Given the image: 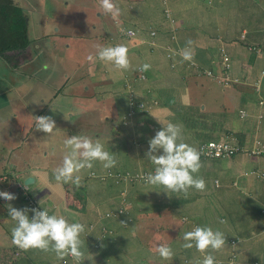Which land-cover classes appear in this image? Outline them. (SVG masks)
<instances>
[{
	"label": "crops",
	"instance_id": "obj_1",
	"mask_svg": "<svg viewBox=\"0 0 264 264\" xmlns=\"http://www.w3.org/2000/svg\"><path fill=\"white\" fill-rule=\"evenodd\" d=\"M14 1L24 10L31 42L29 47L21 54L19 69L13 71L5 68V71L0 75V150L4 151L3 155L8 165L4 168L8 170L7 174H0L5 175L7 178L0 177V179L7 182L9 173L13 174V177L18 178V180L32 175L36 178V183L30 187V190L40 196L41 201L52 210V214L63 215L69 222H82L86 227L101 223L99 218L102 216L103 211L116 208V206L109 209L101 208L104 201L111 200L110 183H105V190L102 193L105 198L102 197L98 205L92 204L89 209L84 207V202L81 201L83 196L76 193V189L86 188L88 191L98 189L101 182L90 177L91 171L98 170L97 161L93 162L94 166L89 169L85 182L83 185L81 183L82 186H76L72 183H58L55 180L54 171L61 166L63 156L68 151L63 144L65 139L62 137L68 138L77 134L84 136L87 130L93 129L94 123L90 120V117L96 114L104 115L103 120L112 126L116 133L120 132L118 131L117 120H119L120 114L125 109L119 95L129 93L131 96L133 94L134 76L132 72L140 64L139 57L143 53L152 54L160 51L163 55L161 64L154 70L158 74L152 76L155 79L165 77V82L158 89H161L167 83L179 80L177 74L170 71L169 61L164 57L163 48L169 30L167 26L173 27V24L164 20L163 4L151 13L157 15L155 28L152 27L150 18L146 13L147 7H137L136 11L130 14L124 10V17L121 18L122 25L126 28L138 29L140 36L144 39L150 37V34L145 32V27L153 28L154 31L152 32H156V35L160 37L159 50L157 51L158 48L151 50L147 44H142L140 40L131 39L128 41L130 42L128 44H131L132 47L129 54L130 67L128 69L118 70L110 63H99L96 61L98 60L97 52L94 63L87 68L90 69V72L81 73L79 68L82 63L78 60L77 51L72 50V44L69 43L73 39L77 42L80 40V32L77 30L79 24L76 20L66 21L64 14L65 8H69L71 3L74 6H79V2L77 0H65L64 6L60 4L50 12L47 11L45 5L47 0ZM248 1L255 2L257 0ZM207 2L210 3L208 0ZM207 2L205 0H170L174 18H176L175 15H179L183 19V23L187 25L186 30L189 39L195 44L198 42L194 49L197 60L209 69H218V63H220L218 48L220 45L217 46L218 43L215 42L213 33L217 31L218 36L221 35L223 38L233 37L228 40L226 45L231 54L235 56L234 72L239 73L249 81L248 85L235 88V92L232 90L230 92L228 89L224 90L236 94H242L241 91L246 93L247 98L243 101V107L245 108L241 109H247L252 113L251 118L236 120L233 116L228 117L226 114L221 116V112L218 110L210 109L214 113L217 112V115L223 120V122L220 120L218 124L219 136L221 127L225 134L228 131H243L247 138L252 139L257 134V127H260L263 130L260 135L264 137V121L259 123L257 118L258 113L264 111V106H259L258 98H256L252 88L253 82L261 78L263 69L257 68V61L262 53L251 55L252 53L248 51L247 45L243 44L240 35L246 34L248 41L256 46H261V48L264 47V42L250 40V32L245 27H239L237 21L229 14L241 11L245 13L243 14L245 19L252 20L257 16V12L246 13V6L243 3L246 0H214L211 5ZM232 2L240 3L241 6L234 10L235 7H230ZM258 5H261V3ZM129 16L133 19L131 23L128 22ZM141 18L143 20H140ZM178 20L179 18H177ZM215 25L221 28L215 27ZM202 34L209 35V37L206 35L200 37ZM252 34H257V32L254 31ZM81 36L85 37L86 34L83 33ZM110 37L111 39L116 38L117 32L112 33L110 29H107L104 38L109 41L107 44H101L100 46H113ZM62 43L64 47H62ZM262 55H264V49ZM72 64L74 65L72 66ZM150 70H147L148 77H150ZM201 88L209 91V86L206 84L202 83ZM175 89L181 90L179 87H171L163 91L162 94L160 93V96H171L172 91ZM183 103L188 108L194 106L193 103L186 100ZM226 105L227 103H224L223 106ZM38 115H48L55 120L57 127L52 133L46 134L35 129V116ZM193 121L197 122L198 120L193 119ZM122 132L126 134L128 131H124L122 128ZM62 133H66V135L61 136ZM193 140L196 141L193 142L195 145L200 143L196 139ZM125 141L129 144L127 146L125 142L122 148L125 147L133 156L132 143L128 139ZM54 161H57L56 166L51 164ZM242 161L243 168L246 166L245 163L252 165L255 162H257V167L264 168V160H260V157L259 160ZM71 186H73V189ZM256 190L258 195L260 190L258 184ZM116 195L118 197V192ZM23 198L22 192L21 199ZM2 204L0 203L1 224L12 227L11 225L15 222L10 219L9 213H7V205L11 203L6 204L4 202ZM11 205L17 209H22L20 204L13 203ZM108 205H112L110 201ZM117 226L119 225L117 224ZM98 227L100 225L91 232L93 238L92 234L91 237H85V233L89 229L85 230L80 237L84 241L81 249L84 253V259L87 264H112L115 261L113 252L117 245L116 237L107 241L109 243L107 257L99 256L98 253H101V251L95 249L94 251L90 247L96 241V238L100 236L101 230L98 233ZM165 232L167 234L170 232L169 237L174 234V231L171 230H165ZM89 241L92 243L89 244ZM177 241L180 243L179 248L183 250L181 245L184 242ZM4 242L5 235H0V264H63L62 260L58 259L53 251L44 252L37 248L25 250L20 247H17L14 251L8 249ZM35 252L41 253L42 256L36 258ZM218 255L226 258L229 252L219 253ZM144 258L146 261H142V263L152 260L148 253L142 260ZM257 262L264 264L263 229L257 231ZM115 263L124 264L120 260Z\"/></svg>",
	"mask_w": 264,
	"mask_h": 264
},
{
	"label": "rangeland",
	"instance_id": "obj_2",
	"mask_svg": "<svg viewBox=\"0 0 264 264\" xmlns=\"http://www.w3.org/2000/svg\"><path fill=\"white\" fill-rule=\"evenodd\" d=\"M79 2V6H74L73 3H71L69 8H65L64 14L66 17V21H72L76 20L78 21L79 28L77 29L80 35L79 41L77 42L75 39L71 40L69 43L72 44V50L77 51V57L80 63L82 65L80 66L79 70L81 73H89L90 69H87L91 64L94 63L98 49L101 48V44L105 45L108 43V41L104 38V34L107 31V29H110L111 32H118V25L114 23L116 19H118V23L122 25V20L120 21L121 18L124 17V10L129 14L133 13L136 11L137 7H147V8H152L153 6L148 0H113L115 5L119 9V14L118 16L114 19L113 16L107 12L104 11V9L100 5V0H77ZM258 1V2H257ZM255 2H251L246 0L245 6H246V13H251V12H257V16L252 19L248 20L244 18L245 13H242L241 11H238L237 13H229L236 21L239 27H245L249 32H250V40H261L264 42V0H257ZM142 2V3H141ZM242 2V1H238ZM64 3H66L65 0H47L45 5L47 7V11H53L56 9L60 4L64 6ZM261 3V5L258 4ZM241 6L240 3H235L232 2L230 3V7H235L234 10H237ZM231 10V9H230ZM231 10V11H234ZM176 19L173 22V29L175 30L176 37L178 34L179 41L182 42V46L186 47V41L189 40L188 32H187V25L183 23V19L179 15H175ZM177 18L179 20L177 21ZM141 20V19H140ZM133 19L129 16L128 17V22L131 23ZM170 23V21H168ZM170 27V26H169ZM257 32V34H252ZM85 33L86 36L82 37L81 34ZM217 31L213 33V38L216 43L217 41ZM206 34L200 35L203 36ZM209 37V35H206ZM233 38V37H232ZM246 38V36H245ZM248 39V37H247ZM244 45H248V41L243 40L242 41ZM248 42V43H246ZM198 42L192 45V49L196 48V45ZM62 47H64V44H61ZM141 45V44H140ZM141 47V46H139ZM264 49V47H262ZM159 48L157 49V51ZM261 53V51H260ZM194 54V50H193ZM91 55L93 59L90 61L88 60V56ZM162 54L160 51L155 52V53H143L139 57V62L143 64L147 63L150 64V77H147V79L138 82L134 78V84L135 85H142V88L140 89H135L134 88V93L131 95L132 97L135 96L140 98L141 102L138 104V106L130 107L129 104V114L126 118H123L122 116L119 117V120H117V125H118V131L116 133V130L110 126L106 121L103 120L102 114H96L92 115L90 117V120L94 123L93 129L87 130L84 133V136H89L92 139H97L99 138L102 143H104L105 149L111 152L116 160V168L126 171V170H135L136 168L147 170L149 172H152L153 168L155 167L150 160L147 159L146 157V152L149 147L148 140H150L151 136L148 134L149 131H151V128L156 125V120L152 117L150 114V108L152 107V104L150 102H154L155 104H159V101H157L155 98V95H159L160 93L162 94L163 91H165L168 88L171 87H179L187 90L186 92H191L195 91L191 95L192 103L201 105L205 107V110H210V109H216L219 112H226L227 110V115L228 116H233L237 119H240L239 116V110L241 107L244 106L243 101L245 98H247V95L245 92L241 91L242 94H236V93H230V92H235L234 89H230V92L225 91L223 88H221L217 83L214 81L208 79L205 76L202 77H195L197 79V84H193V81H190L188 84L185 83V81H181V78L178 81L175 82H170L165 84L164 87L161 89H158L164 82H165V77H160L159 79H155L154 76L155 74H158L154 70L159 67L161 64L162 60ZM227 56L230 58L229 53H227ZM195 59H198L194 55ZM168 60V59H167ZM20 61V60H19ZM18 61V62H19ZM99 63L103 62L100 61L99 59L96 60ZM3 62H0V66L2 67ZM262 64H264V55L260 54L258 57L257 65H260V69H262ZM74 64H72L73 66ZM133 65V63H132ZM103 67V66H102ZM104 68V67H103ZM2 72L4 71L3 68ZM139 69V68H138ZM135 72V69H134ZM261 75V83L257 85L252 84V88L255 91V88L257 89V92H255L256 98H258V101L264 102V70H262ZM133 75V72H132ZM144 78V76H142ZM194 78V79H195ZM172 80V78H170ZM198 81H201V85L206 84L209 86V91L202 89L201 86L198 84ZM125 83V82H124ZM249 83L244 84L248 85ZM237 88L238 86L241 87L243 86L242 83H236ZM243 86V87H244ZM232 90V91H231ZM121 98V101L125 105H127V102L129 103L130 101V94L129 93H121L119 95ZM145 102V103H144ZM207 102H212V103H207ZM224 103H227L226 106H223ZM213 104H215V107L213 108ZM131 108V109H130ZM132 108L135 109V113L133 112ZM227 108V109H226ZM260 115L264 116V111L259 113L257 115V118L260 119ZM145 120V121H144ZM165 124L168 122L166 118L162 119ZM179 121V120H178ZM158 123L160 126H163L159 120ZM123 124H126L123 126ZM124 131L131 130V133L134 131L135 137L137 138L131 139L132 147L133 150V156L130 154V151L122 148L125 145V140L127 139L126 137L128 136V133L123 134L122 128ZM188 128V127H187ZM142 132V133H141ZM260 128L257 127V140L259 137H262L260 135ZM141 133V135H140ZM221 133V132H220ZM66 135V133H62L61 136ZM117 136V137H116ZM150 136V137H149ZM63 139H66V137H62ZM137 139V141H136ZM139 140V142H138ZM137 142V144L135 143ZM128 146V142H126ZM126 146V147H127ZM148 146V147H147ZM194 147H197V145L193 144ZM4 151L0 150V157L4 156L3 155ZM162 154V153H161ZM146 157V158H145ZM144 158V159H143ZM57 160V159H55ZM235 164H238V162H234ZM53 166H56L57 161L51 162ZM97 168L98 170L96 171L97 177L93 178L95 180L100 181L101 183L99 184L98 189H94V191H88L86 188L83 189H76V193L86 197V200H83L84 202V207L86 209H89V207L92 204L98 205V203L101 201L102 197L105 198V196L102 195L103 191L105 190V182L103 181V176H102V169L103 166L101 162L97 161ZM242 164V163H241ZM94 166V164H93ZM5 167H8L7 162L2 160V163H0V174H7L8 172L7 169H4ZM242 169H244L241 166ZM202 171V172H200ZM200 171L194 175L198 177H202L205 182L206 186L203 191L196 190L195 188L189 189L187 195L185 196L184 193H173L169 192L165 196L161 197V194L166 193V189L163 186H152L149 188L147 187V198H146V205H149L151 208H147L146 212V217L148 220H145V222H142V226L144 227L147 223L148 228L151 227V229L147 230L144 229L143 231L137 232V234L140 236V234H145L146 239H150L151 243L155 245L156 247L160 243H167V245L171 246L173 249V252L175 253V256L178 257L180 256L181 258L183 257V250L182 248H179L180 243L177 241L175 242L171 238H168L167 241L171 242H166V235H165V227L167 224L171 221L173 215L174 221L179 223L182 226V229L184 232H187L189 229V224L190 223H195L199 226H213V222L215 220H212V216H216L217 218V224H218V230L222 231L224 233V228L222 224L219 222V215L223 212H228L226 210L228 202L227 198H225L222 195L215 196V193H217V187L215 185V180H216V175L219 174V165L215 162V164L211 167H207L206 165L202 164V167ZM240 171V169H239ZM89 172L88 168H85L79 173L81 176V183L85 182L87 178V173ZM209 173L211 175L204 174ZM244 178V177H243ZM114 179V178H113ZM4 180L0 179V191H6L8 188V192L14 194V195H21L22 193V188H17L12 186L13 183H6L3 182ZM104 182V183H103ZM24 183V180H23ZM36 182L29 184L28 187H32ZM107 183V182H106ZM244 183L246 184L244 186V191L249 194L250 191H256L257 186H254V179L250 176H245L244 178ZM17 184V183H16ZM81 185V186H82ZM25 186V185H24ZM73 189V186H71ZM128 189H126L124 186H120V183H110V197L111 200L104 201L101 205V208L103 209H109L113 206H117L118 204V197L120 195H123L126 193ZM117 192H118V197H117ZM141 192V191H140ZM161 193V194H160ZM156 196L161 197V200L159 202L156 201ZM254 199L257 200V196L252 194L251 195ZM15 200H18L16 198ZM112 204L111 206L108 205V202ZM20 205L22 209L27 208L26 205L23 202H20ZM160 207V208H157ZM114 209H109L106 211H103L102 217H110L113 218L112 212ZM78 212V211H76ZM171 212V213H170ZM28 215L30 217V211L28 212ZM228 216V215H227ZM212 217V218H211ZM80 219V218H79ZM261 218H257V222H261ZM82 223V222H81ZM234 223V218L231 219L230 224L233 226ZM83 224V223H82ZM257 226V223H256ZM259 229H263L259 228ZM11 231V228L9 229ZM85 230H88V227L85 226ZM242 231L237 230L235 237H237L239 240L243 239L242 236ZM5 234V242L4 244H8V238L10 232L4 233V229L2 226H0V235ZM91 231L88 230L87 233H85V237H91ZM103 234H108L107 231L103 232ZM183 234V232H182ZM182 234L179 232L177 235V238L182 237ZM82 235V234H81ZM92 234V238H93ZM131 239V238H130ZM248 239V238H247ZM245 239V240H247ZM92 242L89 241V244ZM135 244L137 243H129L127 242L126 234H123V237L119 239L117 243V247L115 248L113 252V257L114 260L112 264L118 261V259H123L124 256L127 254V249H134ZM138 245V244H137ZM8 249L16 251L17 247L15 244L11 248L8 245H6ZM144 247L141 246L140 249H143ZM109 246H106L104 248V251H108ZM133 251V250H132ZM141 252V251H140ZM218 253H224V252H229L228 248L224 245V247L218 251ZM36 258H39L42 256L41 253L35 252L34 253ZM150 258L155 261H161L162 263H165L169 260H164L162 259L158 253L156 254H151ZM232 259V256H230ZM72 260H74L72 258ZM108 260V259H107ZM117 264V263H115ZM145 264V263H142Z\"/></svg>",
	"mask_w": 264,
	"mask_h": 264
},
{
	"label": "clouds",
	"instance_id": "obj_3",
	"mask_svg": "<svg viewBox=\"0 0 264 264\" xmlns=\"http://www.w3.org/2000/svg\"><path fill=\"white\" fill-rule=\"evenodd\" d=\"M207 2V0H205ZM209 5L213 4L214 0H208ZM100 5L104 9L105 12L111 14L115 19L119 14V9L113 2V0H100ZM165 20L170 21L173 24L174 15L172 10L168 7L165 10ZM118 19L114 21L115 24L118 25L117 37L111 39L113 46H105L98 49V59L103 62H107L112 64L118 70H125L130 67V60L128 55L131 52V44L129 45L128 40H140L142 44H147L151 50L157 49L160 46L159 35H156V32H152L148 39H144L140 36L138 29H130L118 23ZM121 21V19H120ZM172 30L171 38L175 40V34L173 27L170 26L168 28ZM134 31L135 33L132 35H128V31ZM168 30V31H169ZM154 33V34H153ZM242 41L247 39L245 38L246 34L240 35ZM109 41V40H108ZM218 41V54L220 55V63L226 67H231L233 64L229 58V60H225V53H229L227 49V45L223 42V37L217 34ZM194 42L189 39L186 41V47H178L174 48L170 42L164 43V53L167 51V59L170 63V58L179 53L184 61H190V65L192 67L201 69L207 75L208 79L216 78L219 82V86L223 89H235L237 88L236 83H242L243 85L249 83L245 78L236 80L235 77H221L217 68L209 69L203 66L197 59L194 58L192 45ZM229 56H231L229 54ZM88 60H92L93 57L91 55L88 56ZM150 64H143L139 69L140 71H147L150 68ZM235 70V68H234ZM233 70V71H234ZM217 74V76H216ZM261 75H263L261 73ZM147 77L144 76V79ZM228 78L231 82H228ZM261 83V78H258L253 85H257ZM257 92L255 88L254 93ZM257 94H259L257 92ZM157 96H160L157 95ZM155 95L156 98L157 97ZM264 101V99H263ZM259 102V101H258ZM259 106H264V102H259ZM245 108V107H241ZM240 108V109H241ZM227 109V108H226ZM54 111V110H53ZM221 112V111H220ZM227 115L226 112H221L220 115ZM259 114V113H258ZM228 116V115H227ZM239 116L241 119H249L253 116L247 109L239 110ZM229 117V116H228ZM219 122L221 118H219ZM159 120V119H158ZM259 123L264 121V116L260 115V119H258ZM159 122L163 125L160 126L162 130H158L153 138L149 140V150L146 152V157L151 163L155 166L154 171L149 172L144 170L140 173V179L143 183L152 186H163L166 189V193L162 196H165L169 192L173 193H184L187 195L189 189L195 188L196 190L203 191L206 186V182L202 177H198L194 174L198 173L202 167L201 163V148L204 145H207L211 142L215 143H223L221 138L219 141H208L205 143H199L197 147L190 145L185 142L184 136V128L180 123H164L159 120ZM55 120L48 115H38L35 116V129L37 131H41L46 134H50L56 128ZM263 131L262 129H260ZM227 139H233L230 133H226ZM262 136V135H261ZM264 139V137H259ZM255 143V148L257 147V134L251 139ZM63 144L68 151L65 152L62 160L61 166L57 167L54 171L55 180L58 183H72L76 186L81 185V176L79 173L85 168L91 169L93 167V162L99 161L101 162L104 169H110L116 166L117 160L115 156L105 149L104 143L97 138L92 139L89 136L83 135H72L66 138L63 141ZM162 150V154H161ZM257 150V149H256ZM250 151L247 154V158L249 159H257L259 160V155L257 151ZM207 156V155H206ZM225 157L226 155L219 156H208L210 159ZM243 162V161H241ZM257 162L253 163L251 169H255L256 172H251V174H245L246 176H250L254 179V186L259 184V180L261 177H264V168L257 167ZM255 167V168H254ZM263 169V171H261ZM258 171V172H257ZM90 176L93 178L97 177V173L95 170L90 172ZM103 181L109 182L113 178L109 175H106L104 172L102 173ZM1 178L6 179L5 175H0ZM243 178V177H240ZM115 183H119L117 178H114ZM23 180H17V182L13 183L8 181L6 183H13L12 186L22 188L23 199H21V195H14L8 192L9 188L6 191H0V203L4 202L6 204H20L23 202L27 208L17 209L11 204L7 205V213H9L10 219L15 222L10 227L9 225L1 224L3 227L4 233L10 232L8 238V244L12 248L15 244L16 246L22 249H30L37 248L44 252L53 251L55 252L58 259L62 260L63 264H68L74 262L75 264H85L83 263L84 253L82 252V247L84 241L81 240V234L85 232V225L80 222H69L65 216L59 214H52V210L47 207L42 201L38 194L35 192H31L30 187L23 183ZM36 182V181H35ZM17 183V184H16ZM25 185V186H24ZM215 185L217 188H221L223 183L219 178H216ZM234 185L240 186L241 189L244 190V186L240 184L237 180L234 182ZM121 186V185H120ZM240 189L239 187H237ZM252 192V191H250ZM158 196H156V201L159 202L161 200ZM18 198V200H15ZM84 196L81 201L83 202ZM2 204V205H3ZM151 208L149 205H146V209ZM160 208V207H157ZM34 215L29 218L28 212ZM147 212V210H146ZM51 213V214H50ZM171 213V212H170ZM172 219L165 227V230L174 231L172 236H168L170 232H165L166 242L168 238L172 237V240L177 241L180 240L184 242L181 246L184 249H192L193 247L199 251L203 259L199 261L198 264H224L230 263L232 259L230 256L221 257L217 254L216 251L222 249L226 243V236L220 230H214L210 226H199L195 223L189 224V229L187 232H184L182 226L174 221L173 215L171 213ZM100 222L103 224V231L100 233V236L96 238V243H100L102 241H108L110 238H115L113 236H109L108 234H103L106 231V227L110 223V217L103 218L102 216L99 218ZM107 219V220H106ZM264 219V218H263ZM118 221H120V216L118 217ZM224 223V221H221ZM98 224V223H97ZM97 224H91L88 229L89 231H94L97 227ZM263 231H264V223H262ZM11 228V231L8 230ZM183 232L182 237L177 238L178 233ZM5 235V234H4ZM233 239V238H232ZM234 241L236 239H233ZM237 240H239L237 238ZM241 240V239H240ZM6 244V245H8ZM95 245V242L92 244ZM7 247V246H6ZM117 247V245H116ZM158 253V255L164 260H171L174 256L173 249L171 246L167 245V243H160L155 249L154 254ZM257 257V250L254 252ZM145 253L144 256H146ZM152 253H150L151 255ZM72 258L74 260H72ZM250 264L249 261L246 262ZM73 264V263H72ZM157 264H165L159 261ZM232 264V263H231ZM257 264H259L257 262Z\"/></svg>",
	"mask_w": 264,
	"mask_h": 264
},
{
	"label": "trees",
	"instance_id": "obj_4",
	"mask_svg": "<svg viewBox=\"0 0 264 264\" xmlns=\"http://www.w3.org/2000/svg\"><path fill=\"white\" fill-rule=\"evenodd\" d=\"M148 1L151 3L153 7L147 8L148 10L146 11V13L150 18L152 27L155 28L157 24L155 22L157 15L151 13L155 11L156 8H158L161 4H163V17L165 20V15H164L165 10L168 8V6L171 8L172 11L173 8L170 4V0H148ZM141 20L143 19L141 18ZM215 27L218 26L215 25ZM153 28H149L147 26L145 27V32L151 34L152 31H154ZM167 28L170 27L167 26ZM174 34H175V40L171 38L172 30L170 29L169 31H167L166 43L170 42L174 48L183 47L182 42L179 41L178 34L176 37L175 30H174ZM225 38H223L224 44H228V40L232 39L228 37ZM30 42L31 40L28 34V21L25 16L23 8L19 6L14 0H0V62H3L2 63L3 66L2 67L0 66V75L2 74L1 68L11 69L13 71L19 69L20 65L18 61L21 58V54L29 47ZM158 42H160V37ZM248 42L249 44L246 47L248 48V51L252 53L251 55H255V53L260 54V51L263 54V48H261V46L258 45L256 46L251 41ZM228 52L231 55L230 60L233 65L231 67H226L221 64L220 66H218V69H216L218 74L224 78L235 77L236 80H239V78L243 79L244 78L243 76L233 71L235 56L232 55L230 51ZM164 57L167 59V51H165ZM169 60H170L169 63L170 71L174 72V74H177L179 79L181 78V81H185L186 84H188L192 80H194L193 84H197V79H196L197 77H202V76L207 77V75L203 73L204 71L192 67L190 65V61H184L179 53L173 55ZM262 65H263L262 69L264 70V64ZM141 67H142V63L138 64L134 68L135 72H133V76L135 80L138 82L145 80L144 78H142V76L148 77V71H140L139 69ZM257 68H260V65L259 66L257 65ZM210 80L220 85L216 78H212ZM228 82H231L229 78H228ZM198 84L201 86L200 81H198ZM140 87L142 88V85H135L133 83V89L135 88L138 90L140 89ZM186 91L187 90L183 88H181V90L175 89L172 91L171 96H157L155 99L159 101V104L150 102V104H152V107L150 108L149 112L157 123L152 128L150 126L151 131H149L148 134L151 136V138H153L156 132L158 130H162L163 128V126L162 128L160 126H157L159 124L158 119L162 120L166 118L168 122L180 123L183 125L185 142L189 143L192 146H193V142H196L193 139L200 141V143L202 142L205 143L210 140L219 141V139L221 138L223 143H229L234 148V151L232 153H227L225 157L221 156L219 158L210 159L205 154H202L200 159H201V163L203 165H206L208 168L213 166L215 162L219 165V174L216 175V178L220 179V181L223 183V186L220 189L217 188V193H215V196L222 195L225 198H227V202H228L226 208L228 212H223L219 215V222L221 223V221H224V223L221 224L224 228V234L226 236L225 246L230 251L228 256H233L234 258L230 263H224V264H231V263L247 264L246 263L247 261H249L250 264H257V257L254 252L257 250V231L259 230V228H262V223H263V221L257 222V218H261L262 220L264 218V177H261L259 180L258 187H260V190L258 195H257V190L247 194L243 189H241L240 186H237L240 188L238 189L234 185V182L238 180L240 184L243 185L244 178L246 176L245 174H251V172H256L255 167H254L255 169H251L252 165L250 163H245L246 166H244V169H242L241 161L242 160H246L247 162L251 161V159L247 160L246 158L247 154L250 153V151H254L256 149H257L256 150L257 154L260 157V160H264V139L259 138L257 140V147L255 148L254 141H252L249 137L247 138L246 134H244L243 131H237V132L228 131V133L234 136V138L227 139L225 131L221 130L220 127L221 133L219 136V132H218L219 119L217 115L218 113L217 112L214 113L211 110L207 111L205 110L204 107L202 108L201 105H197L194 103H193L194 106H192V108H188L187 105L183 103V101L186 100L187 102L189 101L192 103L191 95L197 90L191 92H186ZM140 102H141L140 98L139 97L137 98L135 94L132 97V99L130 96V101L129 103L127 102V105H125L124 107L125 111L122 112L120 116L126 118L130 112L129 106L135 108L136 106H138ZM214 107L215 104H213V108ZM134 108H132V110L135 113ZM193 119H196L198 121L194 122ZM125 125L126 124H123V126ZM127 133H128L127 139L130 142L131 139L137 138V136L135 137L134 135V131L131 133V130H128ZM136 141L135 143L137 144ZM148 144H149V140H148ZM2 160L5 161L4 156L0 157V163H2ZM234 162H238V164H235ZM141 170L142 169L136 168L135 170L131 169V170L123 171L116 167H113L102 171L106 175L111 176L112 178H117L120 185L128 189L125 194L120 195L118 197V204L112 212L113 218H110V223L106 227V231L108 235L116 237L117 243L119 239L123 237V234H126L128 244L129 243L138 244V245L135 244V248L132 249L133 251L127 249V254L124 256L123 259H118V261L120 260V262L124 264H142V261H146L145 258L142 260V256L145 253L154 254L156 249V246L153 245L151 241H149L150 239H146L145 234H140V236L137 234V232L143 231L144 229H146V231L151 229V227L148 228L149 226H147V223L144 227L142 226V222L148 220L145 213L146 212L145 200L147 198V192L149 191V188L152 187V185H148L141 181L140 173L144 171ZM152 171H154V168ZM261 171H263V169H261ZM203 173L207 175H211L209 173H205V172ZM240 177H244V178H240ZM17 180L18 178H14L13 174L11 173L8 174V181L15 183L17 182ZM115 180L116 179H112L108 183H115ZM147 187H148V191H147ZM31 192L33 193V191ZM148 193L150 195V192ZM252 194L258 196L257 200L251 196ZM84 199L86 200V197H84ZM30 215L32 217L34 214L31 213ZM119 216H120V221H118ZM212 217H211L212 220L215 221L213 222V226L211 225L210 227H212L214 230H217L219 229L217 224V218L216 216H212ZM232 218H234L233 226L230 224ZM117 224L119 226H117ZM99 225L100 227H98V233H100V230L101 232L103 231V224L98 223L97 226ZM237 230L243 232L242 233L243 239L237 240V237H235ZM232 238L236 240L234 241ZM92 244L90 245V247L93 250L95 249L101 251V253H98L99 256L107 257L109 252L104 251V248L106 246H109V243L107 241H102L100 243H96L95 241V245ZM141 246H143L144 248L140 249ZM202 259H203L202 254L199 251H197L195 247H193L192 249L183 248L182 258L180 256L176 257L174 253L173 258L165 262V264H198V262L202 261ZM83 263L87 264V261L84 260ZM157 263H159V261L150 260L145 264H157ZM68 264H72V263H68Z\"/></svg>",
	"mask_w": 264,
	"mask_h": 264
},
{
	"label": "built area",
	"instance_id": "obj_5",
	"mask_svg": "<svg viewBox=\"0 0 264 264\" xmlns=\"http://www.w3.org/2000/svg\"><path fill=\"white\" fill-rule=\"evenodd\" d=\"M134 31L129 30L128 35L134 34ZM154 34V33H153ZM225 60H229V57L225 53ZM234 148L229 143H215L211 142L207 145L202 146L201 154H205L207 156H219L226 155L227 153H232Z\"/></svg>",
	"mask_w": 264,
	"mask_h": 264
},
{
	"label": "water",
	"instance_id": "obj_6",
	"mask_svg": "<svg viewBox=\"0 0 264 264\" xmlns=\"http://www.w3.org/2000/svg\"><path fill=\"white\" fill-rule=\"evenodd\" d=\"M36 181V178L32 175L30 176H27L25 179H24V184L25 185H29V184H32Z\"/></svg>",
	"mask_w": 264,
	"mask_h": 264
}]
</instances>
